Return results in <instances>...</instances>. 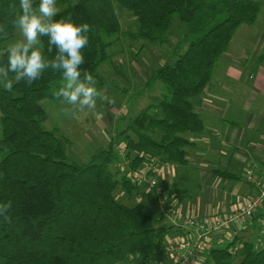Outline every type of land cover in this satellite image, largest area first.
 Wrapping results in <instances>:
<instances>
[{
    "label": "trees",
    "instance_id": "16d2710c",
    "mask_svg": "<svg viewBox=\"0 0 264 264\" xmlns=\"http://www.w3.org/2000/svg\"><path fill=\"white\" fill-rule=\"evenodd\" d=\"M19 3L0 0V25L7 33H0V64H6L7 45L18 30L13 26L15 15L10 5L15 4L18 10ZM115 3L132 14L137 30H122ZM38 4L34 1V7ZM56 4L62 9L54 20L90 26L80 71L82 78L84 72L90 73L99 86L107 83L99 72L101 65L120 53L134 61L150 44L162 47L174 18L184 28L174 55L149 76L145 85L148 90L158 85L159 93L150 97L149 105L123 132L113 134L108 149L91 155L84 163L71 157L69 139L59 137L56 129L43 128L48 115L42 102L61 103L54 95L64 83L61 73L45 70L31 85L20 81L10 91L0 85V204H11L7 213L0 208V264L152 263L164 256L169 239L180 236L174 235V226L153 214V208L133 197L139 184L130 174L152 158L189 168L187 149L193 144L185 135L204 131L203 119L191 99L213 83L220 59L237 30L258 21L263 3L56 0ZM41 41L44 56L53 58L57 50L52 46L49 52V37L43 36ZM256 64L264 65V54ZM120 136L123 142L117 143ZM115 145L118 152L124 149L123 157L119 152L116 158ZM125 161L126 166L120 165ZM114 162L115 172L110 168ZM189 171L197 177L195 169ZM119 188L125 201L117 195ZM163 188L168 199H187L192 194L177 185L165 184ZM155 198L157 206L163 197ZM6 215L10 223L4 221ZM177 229L189 233L181 225ZM237 241L235 237L231 243L211 244L207 264H264V241L261 245L241 241V247L235 249Z\"/></svg>",
    "mask_w": 264,
    "mask_h": 264
},
{
    "label": "crops",
    "instance_id": "0c3cea01",
    "mask_svg": "<svg viewBox=\"0 0 264 264\" xmlns=\"http://www.w3.org/2000/svg\"><path fill=\"white\" fill-rule=\"evenodd\" d=\"M258 22L253 26L243 25L237 30L228 51L220 59L213 83L200 96L191 99L195 112L203 119L204 131L185 135L193 144L187 149L189 168L156 162L160 173L157 178L160 194L148 191L146 185L144 191L138 194L151 209L156 207L155 197L166 194L165 184L184 187L192 192L187 199L178 196L168 199L166 195L169 206L175 208L182 218L225 217L256 195V189L246 181L245 173L250 169L256 173L264 170V65L256 64L258 57L264 54V28L259 27ZM137 28L138 25L134 24L123 31ZM238 33H241L239 39ZM170 54H153L146 46L134 61L121 56L128 59L129 65L125 71L116 68L115 73L117 77L129 76L134 85L138 83L139 89H145L149 76L168 60ZM152 63L157 64L156 68ZM155 90L157 95L159 86ZM121 93L115 92L113 99L120 97ZM106 103L110 107L108 100ZM192 168L196 170L197 177L189 171ZM218 172H226L235 178L221 177ZM240 198L244 200L236 203ZM169 221L168 225L174 226L175 236L182 237L187 233L177 229L180 222ZM255 221L261 224L258 234L261 243L264 240L261 234L264 230V211L258 210L246 222L232 224L229 229L213 234L201 251L197 264H207L211 244L231 243L234 230L239 240L235 249H239L241 241H249L243 238L255 226ZM164 257L166 264L168 258Z\"/></svg>",
    "mask_w": 264,
    "mask_h": 264
},
{
    "label": "rangeland",
    "instance_id": "374dc122",
    "mask_svg": "<svg viewBox=\"0 0 264 264\" xmlns=\"http://www.w3.org/2000/svg\"><path fill=\"white\" fill-rule=\"evenodd\" d=\"M34 1L40 2V0ZM259 1L263 3V6L258 19V24L259 27L264 28V0ZM57 7L59 8L60 12L62 8L58 5ZM115 10L120 21L122 30L130 29L134 24H136L132 14L126 11L125 9L121 8L117 3H115ZM183 28L184 25L180 22V20L178 18H174L172 29L169 31L167 36V43L162 47L156 44H150L148 45L149 52L153 54H161L163 52H166L171 53L170 56L174 55V47L179 42V40H181V33ZM240 34L241 33H238L237 39H239ZM21 38L22 35L19 30H17L14 39L10 41V43L15 42L16 40H19ZM249 50H251V48ZM123 55L124 54L120 53L117 57L113 58L111 61H107L99 67V72L102 74L107 83L105 85L99 86L97 82L94 81L96 88L101 91L103 96V99L97 98L96 107L94 111H89L85 109L83 112L80 113L78 108L71 104L52 103L48 100H44L42 102L43 108L45 109L48 115L47 121L43 123V128L46 130L56 129L58 131L57 134L59 135V137L69 139L72 144L70 150L71 157L78 163H84L88 160L91 155L108 149L113 134H120L121 132H123L127 128V125L130 120L135 118L141 110H143L147 105H149L150 97L156 96L157 90L155 89L158 85L154 86V90L139 89L138 83L134 85L133 81L129 76L124 78H122V76L117 77L115 73L116 68L114 66H118V63L120 62V65L117 68L120 67L121 70L123 68V70L125 71V69L129 65L127 58H121V56ZM152 65L156 68L157 64L152 63ZM132 72L134 73L133 70ZM134 75L136 74L134 73ZM139 80L141 81L140 78ZM111 92H113V94L115 92L123 93H121L120 97L113 99L114 96L113 94L111 95ZM107 100L108 102H110V107H108L109 103H106ZM117 112L118 114H120L121 112V117L117 115ZM124 114L126 116L122 117ZM73 116H77L78 118H73ZM108 119H110L111 122L107 121ZM121 142H123V139L120 136L117 139V143ZM119 150L121 152L123 149ZM114 151L116 158H119L120 156L116 145L114 147ZM122 153H124V150ZM123 156L124 154L122 155V157ZM153 160L155 159L152 158L150 161ZM153 162L155 163V161ZM115 164L116 162H114L110 167L111 170H113L114 172L117 170L115 168ZM145 185V182H141L139 184V191L137 190L133 193V197L135 199H139L138 194L140 193V191H144ZM123 194V191L121 190V188H119L117 190V195L119 196L120 201H125L126 199ZM162 197L166 198V194H164V196ZM234 200H236V198ZM243 200V198H240L237 200L236 203L240 204ZM167 209V205L165 207H161L157 204L156 207H153V214L158 219H161L164 224L168 225L170 223L169 219L163 218L164 211H166ZM260 228L261 224L255 221V226L250 229L249 234L243 239L261 245L264 240L261 243L259 242L258 234ZM251 236H253L254 239H251ZM164 260V256L160 258V261L163 264ZM139 262L140 261H136L134 264H139Z\"/></svg>",
    "mask_w": 264,
    "mask_h": 264
},
{
    "label": "clouds",
    "instance_id": "9594fccd",
    "mask_svg": "<svg viewBox=\"0 0 264 264\" xmlns=\"http://www.w3.org/2000/svg\"><path fill=\"white\" fill-rule=\"evenodd\" d=\"M10 7L15 15L13 26L22 38L7 45V62L0 64V85L9 91L20 81L31 85L50 69L63 77V85L54 93L61 104L74 105L80 113L85 109L94 111L97 98L103 99L102 93L96 88L92 75L84 72L82 78L80 71L84 63L82 49L89 43L86 33L90 26L54 20L59 12L56 0H40L37 7L34 0H20L18 10L15 4ZM0 33L7 35L4 25H0ZM43 36L49 37V52L52 46L57 50L51 59L41 50ZM0 208L7 213L11 204H0ZM4 221L10 223V216L6 215Z\"/></svg>",
    "mask_w": 264,
    "mask_h": 264
},
{
    "label": "built area",
    "instance_id": "2783aa9c",
    "mask_svg": "<svg viewBox=\"0 0 264 264\" xmlns=\"http://www.w3.org/2000/svg\"><path fill=\"white\" fill-rule=\"evenodd\" d=\"M117 115L120 116L121 112L120 114L117 112ZM123 150L121 152L119 150L122 155L125 153V151L122 153ZM153 161L147 162L139 171L132 172L130 178L138 184L145 182L148 185V190L160 194L159 180L157 179L160 173L156 165L157 161ZM120 165L126 166V161ZM245 179L255 187L256 195L237 207L230 215L221 218L206 216L202 218H182L181 214L169 206L164 198L159 199V205L161 207L168 206V209L164 211L163 217H167L173 223L180 222L181 226L189 230L188 235L169 239L168 247L164 253V256L168 258L166 264H197L199 254L205 249L206 242L211 235L229 229L232 224L236 225L246 222L253 218L258 210L264 211V170L256 173L250 169L245 173ZM236 234L237 232L234 230L233 239L236 237ZM261 234L264 237V230H261ZM146 264L163 263L159 259Z\"/></svg>",
    "mask_w": 264,
    "mask_h": 264
}]
</instances>
